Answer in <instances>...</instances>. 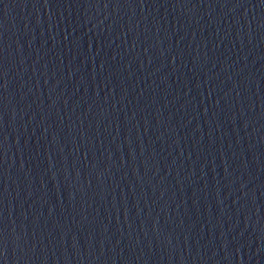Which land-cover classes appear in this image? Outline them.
Instances as JSON below:
<instances>
[{"label":"water","instance_id":"1","mask_svg":"<svg viewBox=\"0 0 264 264\" xmlns=\"http://www.w3.org/2000/svg\"><path fill=\"white\" fill-rule=\"evenodd\" d=\"M0 264H264V0H0Z\"/></svg>","mask_w":264,"mask_h":264}]
</instances>
